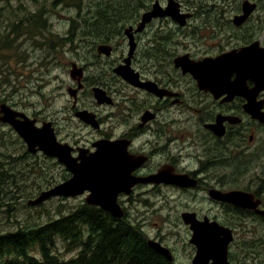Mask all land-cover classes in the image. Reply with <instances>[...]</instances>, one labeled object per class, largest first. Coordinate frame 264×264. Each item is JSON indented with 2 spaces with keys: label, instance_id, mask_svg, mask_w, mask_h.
Returning a JSON list of instances; mask_svg holds the SVG:
<instances>
[{
  "label": "flooded vegetation",
  "instance_id": "af4514ba",
  "mask_svg": "<svg viewBox=\"0 0 264 264\" xmlns=\"http://www.w3.org/2000/svg\"><path fill=\"white\" fill-rule=\"evenodd\" d=\"M131 1L129 8L128 4L121 8L125 13L117 19L124 23H116L115 30L99 32L103 38L95 40L97 36L89 30L95 27L91 21L97 15L77 14L79 23H72V28L79 27V31L72 36L70 42L75 45L71 51L78 52L85 40L91 45L81 48L84 58L70 61L65 79L58 74L59 35L47 27L48 15L32 12L29 17L10 19L0 104L34 120L37 127L50 122L56 139L70 146L73 157L95 153L98 141L117 148L120 164L116 174L125 181L116 195L122 216L116 218L99 205L88 203L89 190L72 197L80 200L74 207H81L85 215L84 241L89 251L97 236L103 237L109 214L112 221L121 219L138 228L151 250L155 251L148 240L167 247L172 260L156 252L163 259L182 264L164 232L151 234L146 229L153 215L172 212L170 200L177 197L174 226L185 228L191 236L190 225L182 215L194 214L201 225L214 230L215 238L226 237L229 264H264V121L257 117L264 114L263 79L258 72L230 67L226 83L216 74L210 85L202 86L184 68L188 62L219 57L256 41L264 47L261 32L250 35L246 27L239 30L240 36L233 34L234 28L226 33L214 30L213 48L201 50L188 44L193 30L184 32L185 26H191L187 20L197 16L183 7L182 0L174 1L180 12L189 13L184 25L169 14H158L140 30L143 14L155 3L165 10L169 0ZM240 10L237 8L232 16ZM81 16L87 19L85 25ZM248 22L249 17L235 26L241 29ZM86 32L90 35L81 37ZM20 36L26 41L24 51H19L22 44L16 41ZM129 41L134 44L131 55ZM104 44L110 47L109 52H98V46ZM13 50L27 53L29 60L17 57ZM126 64L136 74V81L129 82L116 72ZM42 97H49L45 108ZM52 97L63 100L59 109L47 108L53 103ZM0 123L16 133L10 125ZM83 130L88 133L83 134ZM18 140L25 150L22 157L42 155L41 151L28 152L19 136ZM64 171L60 181L71 176L70 171ZM10 202L4 195L0 207L8 210ZM187 243L191 264L195 246L189 240ZM147 262L153 263L152 257Z\"/></svg>",
  "mask_w": 264,
  "mask_h": 264
},
{
  "label": "rangeland",
  "instance_id": "374dc122",
  "mask_svg": "<svg viewBox=\"0 0 264 264\" xmlns=\"http://www.w3.org/2000/svg\"><path fill=\"white\" fill-rule=\"evenodd\" d=\"M55 2L54 4L52 2ZM71 0H0V42L5 43L6 39V25L10 19H18L19 16H30L32 12H40L41 15L47 14V27L53 28L59 36L66 38L64 45L58 48V74L60 79H65L67 76L68 68L70 67V61L79 58H84L81 54V48L91 44H87V40L77 41L76 47L81 45L78 52L71 51V48L75 45L74 42H70L72 36H75L79 27L72 28V23H78L79 14H83L85 9L94 12V7L106 6L105 3L110 2L109 8L121 9L122 6L127 5L129 8L131 0H79V7H76L73 2H70V6H66V3ZM78 3V0H72ZM183 7L187 10L193 11L197 17L188 19L190 25L185 26L184 32L193 30V34L189 38L188 44L193 47L200 48L201 50H211L213 48V41L215 35H211L214 30H220L221 33H226L233 29V34H240L239 30L247 29L251 30V34L257 36L261 32V38L264 41V0H260L258 3L255 0H250L256 3V9L249 16V22L244 28H237L232 22V15L236 12V9L240 7L242 0H182ZM131 2H135L132 0ZM96 4V6H93ZM98 4V5H97ZM102 6V8H103ZM188 10V11H190ZM241 11V10H240ZM234 27H231L229 23ZM102 19L108 20L107 15H103ZM30 25L29 22H26ZM112 26V25H110ZM28 26L22 28L25 32ZM98 29L94 36H100L99 32H103L106 24H98ZM82 30H87V27H82ZM243 32V31H242ZM89 32L81 33V37L89 36ZM256 33V34H255ZM66 34V35H65ZM2 36V37H1ZM242 36V33L240 34ZM70 38V40L68 39ZM80 37H78L79 39ZM258 38V37H257ZM22 45L19 47L24 51L26 49L21 36L16 40ZM15 41V42H16ZM69 44V45H68ZM30 46V44H29ZM65 46V47H64ZM45 49V48H44ZM87 49V47H84ZM7 48L0 47V101H3V85H4V68L7 61ZM17 57H21L24 60H29L27 53H18L17 50H13ZM87 61V60H86ZM42 70V68H39ZM43 71V70H42ZM49 97L41 98V105L45 108L44 103ZM53 103L47 108H58L62 104L63 100L60 97H52ZM59 106V107H58ZM46 108V109H47ZM83 134H87V130L82 131ZM21 141L18 140V135L8 130V128L0 123V162L3 163L4 169L8 171L7 174H1L0 172V190L5 194H1L4 200V195L11 199L10 207L8 210L0 207V233L13 231L18 226L24 223L40 224L47 222L55 217H59L61 212L71 210L76 204L79 203V199L72 197H52L43 203L32 206L28 205L29 199L35 198L41 190H44L51 186L56 180L60 182L62 179V173L66 172L64 167L55 159L42 155L38 157H29L24 155L22 157L23 149ZM5 153V154H4ZM4 154V156H3ZM10 157V160L5 159ZM24 158V159H21ZM14 159V160H12ZM55 162V163H54ZM2 187V188H1ZM15 187V188H14ZM1 198V197H0ZM179 201L177 197H173L170 200L172 212L170 214H155L146 222V229L149 233L154 234L157 232H164V236L171 240L176 248V253L182 264H190L188 253L190 247L188 240L190 234L185 228L174 226L173 221L177 214H175L173 206L178 205ZM156 223V224H155ZM59 251L63 252V248L60 241H57ZM186 244V245H185ZM64 257H69V253H63ZM8 258V257H7ZM6 258V259H7ZM1 264V263H0ZM15 264V263H14Z\"/></svg>",
  "mask_w": 264,
  "mask_h": 264
},
{
  "label": "water",
  "instance_id": "95a60500",
  "mask_svg": "<svg viewBox=\"0 0 264 264\" xmlns=\"http://www.w3.org/2000/svg\"><path fill=\"white\" fill-rule=\"evenodd\" d=\"M255 9V2L243 0L241 3L242 12L233 17V24L240 26ZM158 14H169L179 25H184L189 18V13L180 12L179 5L174 0H169L168 6L163 11H161L158 3H155L152 10L143 14L137 30H140L146 22ZM133 49L134 44L130 42L129 55L132 54ZM109 50L108 45L98 46V52L108 53ZM180 58L176 59V62ZM230 67L235 70L240 68L247 73L258 72L257 76L261 77L264 83V47H261L256 41L239 50L224 53L219 57L188 62L184 68L193 74L199 85L204 86L210 85L216 74L221 83H226L224 79L226 78L225 75L230 73ZM116 72L129 82L136 81V74L133 73L128 64L116 68ZM257 117L264 121V114L257 115ZM0 122L13 128L24 141L28 152L41 151L43 155L55 158L71 172V176L66 180L41 190L35 198L29 199L28 205L36 206L52 197H74L82 194L85 190H89L90 194L86 197L88 203L99 205L116 218L122 216V211L116 203V195L122 189L121 186L125 184V181L118 179L116 174V168L120 164L116 147L107 144L108 142L98 141L96 142L97 151L95 153H90L88 157L84 155L73 157L70 153V146L60 143L56 139L50 122H43L40 127H37L34 125V120L12 110L5 103L0 104ZM77 159H80L79 163L76 162ZM128 184H131L130 181ZM182 218L186 224L190 225L192 234L189 241L195 246V254L191 264H229L226 260L227 239L225 236L215 238L214 230L201 225V222L194 218V214L183 213ZM148 245L167 260H172V254L167 247L153 240H148Z\"/></svg>",
  "mask_w": 264,
  "mask_h": 264
},
{
  "label": "trees",
  "instance_id": "16d2710c",
  "mask_svg": "<svg viewBox=\"0 0 264 264\" xmlns=\"http://www.w3.org/2000/svg\"><path fill=\"white\" fill-rule=\"evenodd\" d=\"M260 3V0H255ZM76 7L80 6L75 1H68ZM106 6L94 7V12L85 9L83 14L93 13L97 15L91 21L93 30L97 31L98 24H106L104 29L110 31L116 23L123 24L124 21H117L118 17L125 13L122 9L109 8L110 2ZM98 5V4H97ZM93 6H96L94 4ZM126 5L122 6L125 7ZM81 14V15H83ZM79 15V13H78ZM100 15H107L108 20L102 19ZM84 25L87 19L81 16ZM79 23V22H78ZM112 25V26H110ZM88 29V28H87ZM66 35V34H65ZM93 36V35H92ZM2 37V36H1ZM59 36V46L64 45L66 38ZM103 38L101 35L94 38ZM70 40V38H68ZM4 39H2L3 41ZM0 42V47L4 42ZM25 152V150H23ZM5 154V153H4ZM3 154V156H4ZM5 159L10 160V157ZM14 160V159H12ZM0 162V168L3 167ZM7 174V170L0 171ZM58 183L56 180L51 184ZM1 184V180H0ZM2 188V187H1ZM15 188V187H14ZM1 194L2 191H0ZM0 194V197H2ZM1 199V198H0ZM109 214L106 217L105 233L102 238L97 236L92 244L91 251L88 250L85 237V215L81 207H72L71 210L61 212L59 217H55L40 224L24 223L13 231L0 234V263L1 264H171L163 259L156 251L151 250L146 242L143 233L136 227L121 222V219L112 221ZM57 241L61 242L63 252L59 251ZM69 253V257H64L63 253ZM8 257V258H7ZM7 258V259H6Z\"/></svg>",
  "mask_w": 264,
  "mask_h": 264
}]
</instances>
